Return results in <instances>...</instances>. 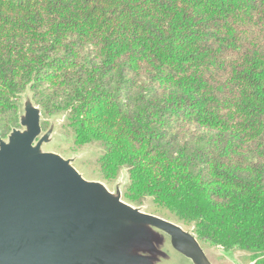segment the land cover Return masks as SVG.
I'll use <instances>...</instances> for the list:
<instances>
[{
  "label": "trees",
  "instance_id": "16d2710c",
  "mask_svg": "<svg viewBox=\"0 0 264 264\" xmlns=\"http://www.w3.org/2000/svg\"><path fill=\"white\" fill-rule=\"evenodd\" d=\"M27 89L124 201L264 264V0H0V139Z\"/></svg>",
  "mask_w": 264,
  "mask_h": 264
},
{
  "label": "water",
  "instance_id": "95a60500",
  "mask_svg": "<svg viewBox=\"0 0 264 264\" xmlns=\"http://www.w3.org/2000/svg\"><path fill=\"white\" fill-rule=\"evenodd\" d=\"M20 99L19 128L0 139V264H157L168 251L212 264L192 229L124 201L127 168L125 187L118 175L111 192L77 170L73 157L43 151L53 125L42 134L28 89Z\"/></svg>",
  "mask_w": 264,
  "mask_h": 264
},
{
  "label": "rangeland",
  "instance_id": "374dc122",
  "mask_svg": "<svg viewBox=\"0 0 264 264\" xmlns=\"http://www.w3.org/2000/svg\"><path fill=\"white\" fill-rule=\"evenodd\" d=\"M25 102V99H20L21 105ZM43 123L46 124V127L43 126ZM53 125L52 135L54 136L50 143L44 144L42 146L43 151L57 152L64 157H73L74 166L77 170L82 172L84 176L93 181H100L107 189L111 192H114L117 182H120L119 185L124 188L127 183V174L125 170H122L119 173V180L106 182L102 179L97 166V160L103 152L102 146L99 143H91L82 147H75L74 135L73 132L66 126L65 117L52 119L45 118L41 116V129L42 134H44L50 126ZM44 127V128H43ZM19 128V127H17ZM22 130V128H20ZM6 140V137L3 139ZM141 211L158 216L162 219L175 223L181 226L184 230L190 231L191 228L185 227L182 224L178 223L176 219L170 215L165 210H157L151 203V200L146 198L138 206ZM202 246L207 250L209 260L212 264H250L252 260V254L245 253L238 250H233L227 253H224L220 248L210 246L204 242ZM169 258L160 260L157 264H192L191 261L185 257L178 255L172 251H168Z\"/></svg>",
  "mask_w": 264,
  "mask_h": 264
}]
</instances>
